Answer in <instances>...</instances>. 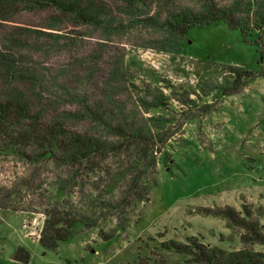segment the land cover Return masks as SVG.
<instances>
[{"label": "rangeland", "instance_id": "1", "mask_svg": "<svg viewBox=\"0 0 264 264\" xmlns=\"http://www.w3.org/2000/svg\"><path fill=\"white\" fill-rule=\"evenodd\" d=\"M218 2L250 7L253 20L264 8V0ZM202 4L175 0V5L197 11ZM113 7L108 10L112 20L116 17L124 25L111 34L92 27L69 37L64 26L60 34L55 23L46 27L50 19L46 12L14 17L6 30L11 34L20 19L27 30L37 25L45 33L61 36L42 39L46 44H40L42 53L20 52L36 69L46 57L40 70L54 66L61 83L68 86L71 81L85 91L82 95L69 88L75 94L73 103L61 95L60 104H53L52 86L49 90L31 86L30 98L46 119L65 118L76 132L111 139L107 125H115L113 115L127 120L134 116L147 129L168 135L167 158L160 156L143 180L149 187V202L122 213L112 211L111 204L123 190L116 187L113 192L103 183L107 184L103 175L80 179L60 163L27 162L6 154L0 143V264H15L19 247L30 253V264H139L140 259L147 264H192L188 256L166 246L186 244L188 238L224 252L242 246L238 232L224 219L204 215L200 209L230 206L242 211L244 205L264 209V28L260 39L253 31L245 41L238 30L212 23L176 39L162 28L157 6H139L134 17L121 11L120 4ZM4 28L0 25V34ZM229 67L246 68L256 78L234 90ZM85 97L104 104L97 109L100 115L90 118L80 110L78 101ZM109 98L115 104L107 106ZM159 100L166 110L150 108ZM45 103L49 105L44 107ZM51 207L88 215L99 222L98 227L84 229L79 224L69 241L45 250L30 236L40 229L43 213ZM100 232L113 238L104 242ZM253 249L264 254L262 246Z\"/></svg>", "mask_w": 264, "mask_h": 264}, {"label": "trees", "instance_id": "2", "mask_svg": "<svg viewBox=\"0 0 264 264\" xmlns=\"http://www.w3.org/2000/svg\"><path fill=\"white\" fill-rule=\"evenodd\" d=\"M107 1L108 4L101 0H0V25L5 27L0 34L2 40L0 88L4 89V91L0 89V143L5 144L6 154L18 155L27 162L36 160L60 163L75 171L80 179L90 174H99V177L103 175L107 184L103 183L110 185L113 192L116 187L123 190L119 199L111 204L112 211L122 213L138 203L149 202V187L143 184V180L150 169L157 167L160 156L167 158L164 149L168 135L147 129L138 123L134 116L127 120L113 115L115 125H107L111 139L76 132L70 128L72 126L65 118L46 119L43 112H39L38 103L30 98L31 86L39 89L43 86L46 89L52 86L50 95L56 101L53 104H60L61 95L70 98V103H73L72 98L75 94L69 88L82 95L85 91L78 90L71 81L69 87L61 83L62 76H59V70L55 71L54 66L40 70L43 62L47 61L46 57L41 58L42 62L37 63L36 69V66L31 67L20 56V52H30L34 49L42 53L45 50L40 44L46 45L42 43L44 42L42 39H56L61 36L56 37L52 32H49L52 34L45 33L37 25L27 30L24 28L27 25L20 23V19L14 22L17 28L13 29L11 34L6 28H10L9 25L14 17L46 12L50 13L49 24L46 27H51L50 24L55 23L57 25L55 30L60 34H62L59 32L61 26H64L69 37H73L80 30L92 27L111 34L112 30L119 29L124 24L116 17L112 20L113 13H108L110 7L120 4L124 7L121 11L128 17H134L139 6L155 5L161 12L159 21L162 28L172 38H182L192 28L223 23L231 29L238 30L242 38L247 41L253 31L258 33L260 39L264 28V8L254 14L257 19L253 20L250 7L241 4L222 6L218 0H201L203 6L199 11L179 7L175 5V0H106L105 2ZM151 25H155L154 22L151 21ZM69 29L70 32H67ZM80 66L85 72L91 71V68L85 65ZM228 70L234 90L256 78L255 74L246 68L229 67ZM43 99L51 101L49 98ZM78 103L80 110L90 118L100 115L97 109L100 108V111L104 105L88 100L87 97ZM106 104L113 105L115 100L109 98ZM47 105L49 104L45 103L44 107ZM150 108L166 110V104L159 100V103ZM106 116L104 112L103 121ZM199 211L204 215L224 219L228 228L238 232L241 249L224 252L199 242L198 238H188L186 244L171 242L166 249L188 256L192 264H264V254L253 249L256 246L264 247V224L261 222L264 218L263 208L255 209L251 205H244L242 211L230 206L203 208ZM43 216L40 229L36 228L30 238L36 237L31 239L48 251L56 250L60 244L69 241L75 235L77 225L80 224L84 229H95L99 224L88 215L61 207L46 209ZM100 237L104 242L113 238L112 235L108 236L103 232H100ZM30 260V253L23 247H19L13 257L15 264H30ZM139 264H147V262L140 259Z\"/></svg>", "mask_w": 264, "mask_h": 264}]
</instances>
